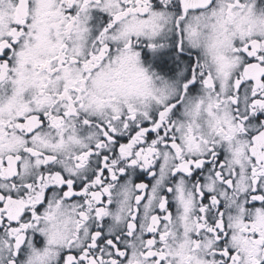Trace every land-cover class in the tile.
Here are the masks:
<instances>
[{
  "label": "snow or ice",
  "instance_id": "snow-or-ice-1",
  "mask_svg": "<svg viewBox=\"0 0 264 264\" xmlns=\"http://www.w3.org/2000/svg\"><path fill=\"white\" fill-rule=\"evenodd\" d=\"M0 264H264V0H0Z\"/></svg>",
  "mask_w": 264,
  "mask_h": 264
}]
</instances>
